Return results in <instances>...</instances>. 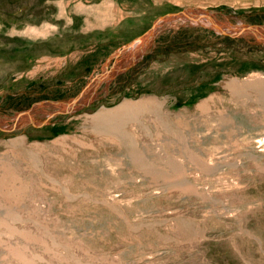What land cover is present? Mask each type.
Instances as JSON below:
<instances>
[{
	"label": "rangeland",
	"instance_id": "374dc122",
	"mask_svg": "<svg viewBox=\"0 0 264 264\" xmlns=\"http://www.w3.org/2000/svg\"><path fill=\"white\" fill-rule=\"evenodd\" d=\"M80 2L0 0L1 123L75 97L117 52L89 106L0 130V264H264V46L202 15L264 24V0H138L142 38L71 53ZM154 2L191 18L151 30ZM125 98L153 108L82 127Z\"/></svg>",
	"mask_w": 264,
	"mask_h": 264
},
{
	"label": "crops",
	"instance_id": "0c3cea01",
	"mask_svg": "<svg viewBox=\"0 0 264 264\" xmlns=\"http://www.w3.org/2000/svg\"><path fill=\"white\" fill-rule=\"evenodd\" d=\"M137 2L138 0H81L80 3L74 5L73 8H71L73 12L67 13L66 15V26L67 28H76L79 30V34H77L76 38L81 44L75 45L74 48L71 49V53L78 52L81 48L80 45L88 47L90 44V48L85 49V51H87V53H92L95 52L100 45H118L123 41L127 42L130 40V42H132L142 37L143 34H145L143 31L148 28L147 25H145L138 31L139 9ZM158 3L159 2L153 3V16H148L152 24L157 21L160 11L163 10V6ZM77 7L81 12L77 11ZM160 8L162 9L160 10ZM166 12L165 15L180 11H175L172 8ZM111 51L112 50L108 51L110 54L108 53L109 55L105 58L103 64H105L107 58L113 53H111ZM125 70L126 68L118 71V75ZM95 75H97V73ZM151 108H153V100L150 98L142 100L139 103H133L130 99L125 98L114 107V112L97 111L91 114V119L94 123H98L97 126L90 124L88 126L83 125L82 127L130 128L128 122L136 115L138 110L146 111ZM116 120L119 123L113 126V122ZM71 128H74V126Z\"/></svg>",
	"mask_w": 264,
	"mask_h": 264
},
{
	"label": "water",
	"instance_id": "95a60500",
	"mask_svg": "<svg viewBox=\"0 0 264 264\" xmlns=\"http://www.w3.org/2000/svg\"><path fill=\"white\" fill-rule=\"evenodd\" d=\"M202 15L207 17L211 22V27L217 30L218 33L224 36H230L233 38L236 37H248L254 38L261 42L264 46V24H246L244 26H239L238 28H225L223 25L218 23L213 17V13L205 12ZM174 16H186L191 18L188 14V11L183 10L181 12L169 13L165 16L160 17L158 20L161 21L168 17ZM156 22L152 26L151 30H153ZM142 38V37H140ZM138 38V39H140ZM136 41V40H135ZM135 41L128 43L123 46V49L132 45ZM117 54V52H113L105 62V68L97 75H94L89 78L88 82L85 84L81 92H79L75 97L70 98L68 100L61 101H43L38 102L30 109L21 110L15 114L14 120L11 123H1L0 121V130L3 132H14L21 128H26L30 124L34 127H42L51 123V121L61 115H70L74 114L81 108L85 106H89L95 99H87L84 97L88 92L89 88L95 84L99 79L103 78L108 73V66L113 59V57ZM38 106H44L51 108V111H46L45 117L39 115Z\"/></svg>",
	"mask_w": 264,
	"mask_h": 264
},
{
	"label": "bare ground",
	"instance_id": "6f19581e",
	"mask_svg": "<svg viewBox=\"0 0 264 264\" xmlns=\"http://www.w3.org/2000/svg\"><path fill=\"white\" fill-rule=\"evenodd\" d=\"M146 40V39H145ZM144 41V40H143ZM143 43V42H142ZM139 46V45H138ZM140 46H141V44H140ZM133 47V46H132ZM136 48H138V47H136ZM138 52V51H137ZM109 72V71H108Z\"/></svg>",
	"mask_w": 264,
	"mask_h": 264
}]
</instances>
